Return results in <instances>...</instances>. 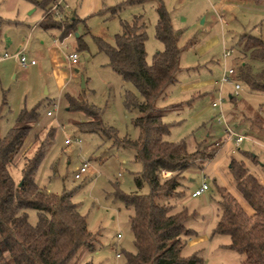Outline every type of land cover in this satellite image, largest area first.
<instances>
[{
    "label": "rangeland",
    "instance_id": "rangeland-1",
    "mask_svg": "<svg viewBox=\"0 0 264 264\" xmlns=\"http://www.w3.org/2000/svg\"><path fill=\"white\" fill-rule=\"evenodd\" d=\"M99 1L104 3L99 9H105L123 0ZM162 2L170 14L173 30L179 33L177 43L181 48L176 81L164 89L165 98L157 100L158 107H165L162 120L170 126L166 138L171 141L185 139L189 145L203 138L217 141V151L213 157L204 162L202 169L187 168L181 180V194L169 199L176 208L184 206L193 213L186 225L195 234L187 238L183 252L199 251L203 256L202 264H255L245 262L243 253L228 246L230 236L214 232V226L220 212L218 186H225L233 192L243 207L252 212L233 186L227 168L230 156L237 155L239 149L248 148L259 153L263 151L264 160L262 141L254 143L249 136L237 148L233 140L225 138L222 124L218 121L222 112L237 131L246 133L247 119L263 114L264 93L251 92L241 84L238 95L231 101L229 96L233 93V85L221 84L220 79L224 70L236 67L242 60L237 43L243 33L264 40V0ZM9 3V0H0V14L13 13V4L9 6ZM157 3V0H148L142 5L124 6L110 17L99 13V9H88L85 0H64L62 17L56 19L71 23L72 28L66 33L57 28L51 32L56 33V44L63 53L76 50L78 55V72H72L68 88L48 100L44 93L45 86L39 84L31 74L25 76L27 69L21 66L7 71L0 78L1 136L15 124L22 109L30 110L38 105L39 110L10 168L15 180L20 177L19 168L25 156L43 147L44 153L35 172L36 182L57 194L69 191L72 201L85 215L88 229L95 234L93 246H80L70 264L87 260L94 264H125L121 249H133V234L128 221L132 211L121 200L114 198L113 186L117 184L125 192L144 193L148 192L149 185L143 180L141 184L136 183L135 177L140 175L142 163L135 158L133 147L116 143L100 131L82 130L77 126V123L89 117L68 109L67 90L74 91V97L93 104L99 110L103 123L112 126L119 137H137L138 129L132 119L139 112L126 109L123 100L126 91L139 97L138 91L112 69L107 55L99 50L95 37L115 45V36L121 32V22L142 14L147 24L146 62L151 64L153 55L163 49V44L155 36ZM51 5L49 0H35L30 9L36 10L30 14V18L36 19L42 10ZM224 49H232L231 55L223 58ZM259 65H264V62L256 63V66ZM31 82L38 83L34 86L37 98H33L28 91ZM219 89L223 97L221 110L211 106ZM47 111H51V115H47ZM50 129H53L51 136L48 135ZM66 137L72 141L66 143ZM75 137H80V143L73 140ZM84 162L87 163L86 171L75 178L76 169ZM203 181L208 187L193 196L192 191ZM26 212L28 221L34 224L38 218L37 210L27 208ZM193 238L194 241H190Z\"/></svg>",
    "mask_w": 264,
    "mask_h": 264
},
{
    "label": "trees",
    "instance_id": "trees-1",
    "mask_svg": "<svg viewBox=\"0 0 264 264\" xmlns=\"http://www.w3.org/2000/svg\"><path fill=\"white\" fill-rule=\"evenodd\" d=\"M147 0H124L114 6L100 9L110 17L124 6L141 4ZM155 36L163 49L146 62L145 41L147 24L142 14L121 22V32L115 36V45L95 37L112 69L124 81L130 82L139 97L126 91L124 106L137 110L132 123L138 129L135 138L119 137L117 131L103 123L99 110L84 99L66 96L68 109L84 113L87 120L77 126L82 130L100 131L114 142L131 146L135 158L142 163L136 183L149 185L148 192H125L114 184L112 194L131 209L128 216L133 234V249H121L125 264H202L199 251L185 254L187 238L195 231L186 225L193 213L186 207L176 208L169 199L182 192L183 172L190 167L202 168L217 151V141L207 138L190 148L188 141L166 138L170 130L162 120L165 109L157 106L164 89L176 81L181 48L179 33L172 28L171 17L162 0H157ZM51 7L44 10L42 24L56 27L66 33L72 28L67 21L55 20ZM63 35V34H62ZM242 62L236 65V78L251 92L264 93V40L243 33L237 43ZM235 96H230V100ZM264 110V107H263ZM39 115L38 105L22 109L15 124L0 135V264H70L72 256L82 245L92 247L95 234L87 226L69 191L54 193L38 185L35 172L43 156V147L25 156L16 181L11 166L25 137ZM247 133L254 138L264 137V111L259 117L249 118ZM50 129L48 135L51 136ZM263 150V149H262ZM262 153L248 148L231 155L228 171L233 186L251 207L248 212L239 198L225 186H218L219 216L214 232L230 236L228 246L244 254L245 262L264 264V160ZM199 159V160H198ZM167 171V174L163 173ZM27 208L37 210V221H28ZM80 264H94L87 260Z\"/></svg>",
    "mask_w": 264,
    "mask_h": 264
},
{
    "label": "crops",
    "instance_id": "crops-1",
    "mask_svg": "<svg viewBox=\"0 0 264 264\" xmlns=\"http://www.w3.org/2000/svg\"><path fill=\"white\" fill-rule=\"evenodd\" d=\"M9 1V6L13 4V13L11 15L4 13L0 14V78H2L7 71L21 66L22 68L27 69L25 70V74L27 73L25 76L31 74L33 77L37 78L39 84L45 86L44 93L46 94L47 99H54L56 93L62 92L68 88L67 83L72 76V72H78L79 61L76 64H71L68 58L69 54L63 53L60 46L56 44V33L51 32L56 30V27H45L42 24L44 10L40 12L39 17L36 19L32 20L30 18V14L36 10V8L30 9L35 0ZM55 1L57 0H49L50 5L51 3L53 5ZM59 1L61 2L59 14L55 15L52 13L55 20L56 17L61 18L62 16L60 14L64 12L65 6L62 5L64 0ZM145 2L139 5H142ZM85 4L88 5V9L93 8L94 10H98L104 3L99 0H85ZM61 38L62 36H60V40ZM229 50L232 51V49ZM72 52H76V50H73ZM21 53L27 57L28 63L26 66H22L19 62V55ZM31 60H34L35 62L31 64ZM239 61L242 62L243 59ZM234 68L236 69V67ZM38 83L34 84L33 82L30 84V89L28 91L33 95V98L37 96V90L34 86L38 85ZM68 90L66 96H74V91ZM164 96H166V93L162 96L163 99L165 98ZM160 107L165 109L164 106ZM234 128L236 127L234 126ZM249 136L254 143H260L258 141H262L263 146V136L259 139L254 138L253 135H248V137ZM195 145L196 140L190 144V148H194ZM263 147L260 148L262 149ZM237 148H239V146ZM194 239L195 238L190 239V241H194Z\"/></svg>",
    "mask_w": 264,
    "mask_h": 264
},
{
    "label": "built area",
    "instance_id": "built-area-1",
    "mask_svg": "<svg viewBox=\"0 0 264 264\" xmlns=\"http://www.w3.org/2000/svg\"><path fill=\"white\" fill-rule=\"evenodd\" d=\"M61 6V2L59 0L55 1L53 3V5L51 6V12H53V14L58 15L59 14V7ZM231 50L229 49H225L223 52V57H228L231 55ZM68 58L70 60L71 64H76L78 62V55L77 52H71L68 55ZM19 62L22 66H26V64L28 63L27 57L21 53L19 55ZM35 61L31 60L30 63L33 64ZM220 83H231L233 85V93L231 94V96H237L238 95V91L241 88V83L240 81L236 78V69L235 68H228L227 70H224V72L222 73L221 79H220ZM223 102V97L220 93V90L218 91V96L217 98L213 99L211 102V106L216 108L218 107L221 110V105ZM47 115H51V111H47ZM218 121L221 122L222 124V130L224 132V136L226 139L229 140H233L235 142V144L238 145L245 139L248 137L247 133H243L240 131H237L234 126H232L224 117L223 113H220V117H218ZM75 142L80 143V137H75L73 139ZM66 143H70L72 141L71 138L66 137L64 140ZM87 169V163H83L82 165H80L75 173H74V177L75 178H79L81 177L82 172L86 171ZM164 174H167L168 172L163 170ZM208 187L207 183L205 181L202 182V184L197 187L196 189H194L192 191V195H199L203 190H205ZM117 255H119V253H117Z\"/></svg>",
    "mask_w": 264,
    "mask_h": 264
},
{
    "label": "water",
    "instance_id": "water-1",
    "mask_svg": "<svg viewBox=\"0 0 264 264\" xmlns=\"http://www.w3.org/2000/svg\"><path fill=\"white\" fill-rule=\"evenodd\" d=\"M81 86H83V80H81Z\"/></svg>",
    "mask_w": 264,
    "mask_h": 264
}]
</instances>
